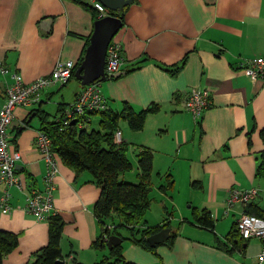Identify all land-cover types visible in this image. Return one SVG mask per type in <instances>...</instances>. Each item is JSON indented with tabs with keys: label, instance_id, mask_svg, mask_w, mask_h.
I'll return each instance as SVG.
<instances>
[{
	"label": "crops",
	"instance_id": "0c3cea01",
	"mask_svg": "<svg viewBox=\"0 0 264 264\" xmlns=\"http://www.w3.org/2000/svg\"><path fill=\"white\" fill-rule=\"evenodd\" d=\"M84 1L92 4V0ZM95 20L92 10L76 0H0V65L8 69L2 73L0 67V108L14 72L30 82L50 75L59 61L73 60L77 67ZM114 39L123 45L124 63L120 76L100 82L108 108L120 111L124 101L137 111L159 105L149 113L142 130H133L124 119L123 127L119 125L123 141L149 146L154 165L159 157L170 159L173 166L167 174L174 186L184 170L191 189L189 207L193 213L195 208H206L215 220L212 231L194 217H184L181 222H189L188 231H180V225L171 230L176 232L171 246L159 244L156 252L141 247L140 254L130 260L137 264H264L258 259L261 239L233 245L226 238L244 211L236 206L226 212L230 189L258 187L253 203L264 209V178L257 174L264 153V78L247 75L241 65L245 59L264 55V0H136ZM175 66L181 67L174 73L166 69ZM73 78L45 88L40 102L15 108L9 136L11 148L20 152L17 174L24 186L0 185V195L11 192L14 207L10 214L0 215V228L19 235L18 246L4 258L6 264L29 263L48 244L49 220H38L25 209L27 194L46 184V161L36 145V128L41 126L39 110L56 119L59 105L66 98L76 99L82 84ZM194 87L212 92V104L198 121L186 106ZM59 94L57 112L52 114L44 106ZM91 115L82 124L91 123ZM145 129L153 135L145 134ZM54 181L55 210L65 220L61 240L65 259L96 264L105 248L93 246L102 232L94 212L101 187L89 171L77 175L61 158Z\"/></svg>",
	"mask_w": 264,
	"mask_h": 264
},
{
	"label": "trees",
	"instance_id": "16d2710c",
	"mask_svg": "<svg viewBox=\"0 0 264 264\" xmlns=\"http://www.w3.org/2000/svg\"><path fill=\"white\" fill-rule=\"evenodd\" d=\"M82 2L86 8L91 9L95 19L99 18V11L90 3L84 0H76ZM136 1V0H135ZM134 1V2H135ZM130 5L123 9L113 11L108 10V13L119 16L123 25L125 22V13ZM87 44L90 42V37H87ZM86 50V49H85ZM85 54V52H84ZM82 56L80 62L83 60ZM145 60H139L140 65ZM78 67V66H77ZM76 65L72 71V77L77 78L75 71ZM181 66L166 67L172 73L180 69ZM71 77V78H72ZM60 104L59 113L63 112L64 105ZM159 108L158 104H152L139 111L135 110L132 105L124 101L120 111L109 107L102 111H89L92 114L100 115V129H88L87 127L78 128V124H64L63 120L56 116L52 119L45 110H39L41 126L39 130H45L53 140V149L59 154L61 160L73 167L77 175L83 171H89L98 186L101 187L99 199L95 202L94 212L99 219L102 227L101 234L93 242L95 248L106 246L105 235L118 233V226H126L132 234L133 241L145 250L156 252L157 246H152L147 237L164 227H171L170 214L158 224H149L146 219V214L152 204L151 192L153 189L152 173L154 170L153 150L149 146H138V166L139 178L137 182L126 181L120 178L122 172H126L132 168V162L128 157L129 143L122 141L117 143L114 141V133L119 128L121 119H126L129 126L133 130H142L145 126V121L149 113L156 112ZM59 118V119H58ZM258 176L264 178V153L257 168ZM168 183L161 184L162 189H173L174 180L171 174H167ZM200 183L199 181H194ZM193 213L195 221L204 227L214 231L215 220L212 213L206 209H197ZM246 211L264 217V209L254 204L253 201L248 204ZM121 220L119 225L113 227V231L108 228V220H114L116 217ZM115 222V221H113ZM65 220L56 213L49 218V241L48 244L40 248L35 253V259L25 264H56L58 259L65 260L62 253L61 240ZM139 225V227H137ZM226 238L233 245H239L240 240L244 238L239 234L236 221ZM172 230V229H171ZM136 232L139 235H136ZM176 236V232L171 233V237L164 242L172 245V241ZM123 237V236H122ZM127 237H123L126 239ZM228 245L226 241H220ZM19 243V235L15 232L0 228V264H6L4 258L7 254L13 251ZM162 244V243H161ZM110 250V255L114 258L109 261L108 257H104L96 264H137L135 261L128 260L122 253V245L114 246ZM72 264H84L77 260H72Z\"/></svg>",
	"mask_w": 264,
	"mask_h": 264
},
{
	"label": "built area",
	"instance_id": "2783aa9c",
	"mask_svg": "<svg viewBox=\"0 0 264 264\" xmlns=\"http://www.w3.org/2000/svg\"><path fill=\"white\" fill-rule=\"evenodd\" d=\"M92 5L99 11V18L108 13V9L99 0H92ZM123 60V45L120 41L112 39L107 50L105 74L107 79L113 78L121 71ZM244 73L254 78H264V55L245 59L242 62ZM1 72L6 73L8 69L1 66ZM75 67L73 60L59 61L48 76H40L33 81H26L21 73H13V81L6 86V100L0 108V185L7 188L16 186L23 188V178L17 174V162L20 158L19 150L12 149L9 136V128L15 117V108L19 105L36 104L41 101L42 92L45 88L55 84H66L72 77ZM212 104V92L208 88L194 87L190 90L186 106L198 121L203 111ZM108 108V101L103 95L100 81L82 85L73 104L60 112L59 117L64 124H72L73 120L82 126L89 111H102ZM59 119V118H58ZM114 141H123L122 130L117 128L114 133ZM36 145L46 161V171L43 188H33L26 196L25 209L33 214L38 220H49L56 214L55 210V177L59 173L60 156L53 149V140L45 130H38ZM259 194L258 187L232 188L227 198V210L236 206L244 208L243 213L236 219V227L239 234L248 240L259 238L263 242V248L258 254L260 262L264 261V217L249 213L246 207ZM12 194L9 190L0 195V215L10 214L13 211L11 202ZM113 225L108 228L113 229ZM110 234L105 235L106 240ZM66 260V259H65ZM64 264H72V260L64 261Z\"/></svg>",
	"mask_w": 264,
	"mask_h": 264
},
{
	"label": "rangeland",
	"instance_id": "374dc122",
	"mask_svg": "<svg viewBox=\"0 0 264 264\" xmlns=\"http://www.w3.org/2000/svg\"><path fill=\"white\" fill-rule=\"evenodd\" d=\"M76 80L77 79L73 78V82L76 83L77 82ZM62 90L64 93V91L66 90V87H63ZM60 94L57 98H55V100L49 103L47 102L44 106V108L52 112V114H55L57 112L58 104L60 102V100L58 99H61ZM71 95H72V91H70L69 97H72ZM67 99L68 98H66V101H65L66 104L63 105L64 108L69 107L74 102L73 101L74 98H69L68 100ZM45 101H47V99ZM91 117H92L91 123L84 122L82 126L78 125V128L87 127L88 129H93V128L100 129L101 128L99 124L100 115L92 114ZM122 122H125V120L124 119L120 120L119 125H121V127H123ZM38 128L40 127H37L36 129ZM146 133L151 134V136L153 135L150 129H145V134ZM164 138H167V140H170V136H167ZM138 151H139V148L136 147L133 142H130L129 148H128V157L132 162V168L126 172H122L120 175L121 179H124L126 181H131V182H137L140 180L139 175H138L140 171L139 166H138V156H137ZM159 159L160 160L154 165V170L152 173V183H153V189L151 192L152 204H151L149 211L146 214V219L148 220L149 224H155L160 221H163V219L168 216V212L173 210V213L169 215L170 220H171L172 230H177L180 225V231L186 232L188 231V228H189V222H186V221L181 222V221L184 219V217L189 218V220H191L194 217L193 209H192L193 207L192 208L189 207V204L191 202H189L188 195L190 194L191 189L189 186V182L187 180L188 179L187 173L184 172L183 170L181 172V175H178L179 177L177 176L176 178L177 185L174 186L173 189H162L160 188V185L161 184L166 185L168 183V180H167L168 172L167 171H170L168 169L169 167H172L173 164L170 159H166V157L164 156L159 157ZM175 173L177 174V170L175 171ZM107 220H108V224L113 225L114 227L121 223L120 222L121 220L119 219L118 216L114 220H112L111 218ZM137 227H139V225ZM117 228H118L117 231L120 236L127 237L126 239H123V242L121 244L122 253L125 256V258L130 260L131 258L137 257L138 254H140L139 250H141V247L133 241L131 237L132 231H130L129 228H127L126 226H118ZM111 230L113 231V229ZM111 234H114V233H111ZM136 235H139V234L136 232ZM240 242H245V240H240ZM104 247H103L104 251L103 252L100 251L101 256L99 258V262L104 258L103 255L105 254L109 258L108 259L109 261H113L114 258L110 255L109 248L107 247V245ZM113 264H123V263L121 262V263H113Z\"/></svg>",
	"mask_w": 264,
	"mask_h": 264
},
{
	"label": "water",
	"instance_id": "95a60500",
	"mask_svg": "<svg viewBox=\"0 0 264 264\" xmlns=\"http://www.w3.org/2000/svg\"><path fill=\"white\" fill-rule=\"evenodd\" d=\"M108 10L117 11L132 4L135 0H99ZM47 20V19H46ZM123 26V21L119 16L106 14L95 20L94 30L90 37V42L86 48L83 60L78 65L75 75L80 80L82 85H87L96 81L107 80L105 74V65L107 58V50L110 41L116 36L120 28ZM122 72H118L114 77H118ZM76 120L72 121V124ZM171 236V228L164 227L161 230L149 235L148 242L152 246L166 242ZM123 242V237L117 233L110 234L106 241L109 249L120 245ZM56 264H64L62 259H58Z\"/></svg>",
	"mask_w": 264,
	"mask_h": 264
}]
</instances>
